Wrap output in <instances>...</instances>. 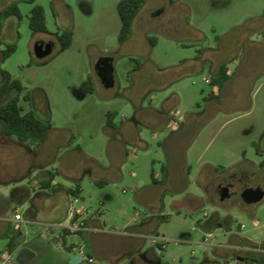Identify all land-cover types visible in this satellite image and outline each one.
Wrapping results in <instances>:
<instances>
[{
    "label": "rangeland",
    "instance_id": "rangeland-1",
    "mask_svg": "<svg viewBox=\"0 0 264 264\" xmlns=\"http://www.w3.org/2000/svg\"><path fill=\"white\" fill-rule=\"evenodd\" d=\"M12 1L0 0V13ZM16 1L21 18L0 15V55L6 43L17 44L0 59V80L1 68L22 80V94H31L30 100L21 97L23 107L52 122L54 133L38 160L55 172L54 183L74 186L69 175L80 173L87 152L108 165L111 159L121 160L126 179L106 183L115 195L104 207L110 215L106 230L124 229L130 216L163 211L166 217L154 220L161 235L154 248L166 263L256 264L250 257L238 258L237 252L245 236L264 240V197L257 202L241 197L246 186L264 188V0H145L123 42L118 39L119 0ZM36 3L45 7L48 31H33L29 25ZM62 29L73 31L68 47L58 38ZM37 40L52 43L48 56L34 54ZM105 55L114 60V83L99 84L82 96L81 82L96 73L93 61ZM222 62L230 76L219 90L210 79ZM12 93L0 97V103ZM109 111L128 135L126 142H110ZM140 137L148 146L139 143ZM122 143L127 153L116 151ZM134 170L142 185L138 198L129 173ZM228 180L230 196L221 200L218 187ZM0 188L12 193L1 183ZM41 205L44 212L55 209L49 201ZM12 212L14 218L22 213ZM44 227L24 223L23 231L32 238ZM77 239V234L67 235L68 242ZM6 241L0 235V246ZM123 241L118 234L100 236L96 262L112 264L105 254L120 253ZM33 251H18L13 264L58 261L50 262L43 247ZM2 255L0 262L11 264L9 253Z\"/></svg>",
    "mask_w": 264,
    "mask_h": 264
},
{
    "label": "crops",
    "instance_id": "crops-1",
    "mask_svg": "<svg viewBox=\"0 0 264 264\" xmlns=\"http://www.w3.org/2000/svg\"><path fill=\"white\" fill-rule=\"evenodd\" d=\"M97 60L98 58L93 61L94 65ZM93 72L90 73L93 74L95 87H98L99 84L104 82L96 71V73ZM113 76L115 77L114 72ZM80 91L82 96L87 94V91L81 88ZM113 123V126L106 123L110 142L112 143L119 138L122 139V142L129 140L123 128L117 126L114 121ZM4 125V121L0 118V183L6 186L8 190L11 189L12 193L7 195L5 190L0 188V235H5L7 232L12 233L16 226L22 230V233L17 237V244L11 253L6 250L7 237L6 244L0 246L1 256H3L2 252L6 251L13 258L20 250L29 255V253H34L33 249L43 247L49 252L50 262L54 263V257H58L56 264H73L70 259L75 252L67 247L70 243L67 241L68 234L62 232L60 235L61 230L57 226L60 222H66L71 217L69 206L72 201L71 193H73L78 194L80 197L76 203L83 200L81 205L76 207L86 213L87 229L82 232V235L87 241L89 252L95 255L97 259L100 251V245L98 244L100 236L111 233L121 235L125 241H123V249L117 255L105 254L108 262L112 264L116 262L117 264L120 262L122 264H168L154 248L161 237L154 227V220L157 215L165 218L166 214H162L163 211L157 214L147 213L145 215L138 213L139 215L128 217L124 223V229L120 231L106 230V227L109 226L110 215L105 212L104 207L109 204V200H113L115 197L112 188L107 187L106 183L109 180L123 181L126 179L125 163H121V160L114 162L111 159V164L108 165L103 163L97 154L87 152L88 158L82 162L83 168L80 173L69 175L75 182L74 186L71 187L60 182L54 183V172L47 170V162L41 163L38 160L44 145H47L48 137L54 133V127L52 126L43 141L36 143L30 139H20L15 133H6ZM195 140L190 143L188 150L193 146ZM69 141L70 138L68 143ZM139 143L148 146V142L142 137L139 138ZM119 149L121 152L125 151L127 153V148L124 145L120 148L117 147L116 151ZM80 150H83V148H80ZM164 166L163 164L162 167ZM113 167H115V171L112 169ZM188 167L189 164L187 163L185 168ZM38 168L40 169L38 170ZM152 172L153 180L156 182L155 169ZM129 173L134 176L131 186L136 191L135 196L138 198L137 192L142 188L139 179H137L138 173L135 170ZM39 175L41 180L36 178ZM27 178L28 181L26 182ZM65 191H67V194ZM58 192L62 196L57 199ZM43 201H49L52 208L55 209H52L51 212L42 211L41 204ZM59 204L60 206H58ZM23 208H26L25 212H23ZM56 208H59L60 211L57 212ZM12 210L21 211L23 219H15ZM24 223H39L44 224L45 227L37 228L32 238H29L26 232L23 231ZM206 227L210 228L207 225ZM144 236H148L149 239L143 241ZM245 238L259 242L249 236H245ZM237 253H240V251ZM237 257L241 258L239 255ZM159 258H161V261H158ZM87 263L82 260L75 264ZM95 264L99 263L95 262Z\"/></svg>",
    "mask_w": 264,
    "mask_h": 264
},
{
    "label": "trees",
    "instance_id": "trees-1",
    "mask_svg": "<svg viewBox=\"0 0 264 264\" xmlns=\"http://www.w3.org/2000/svg\"><path fill=\"white\" fill-rule=\"evenodd\" d=\"M32 1V0H31ZM145 3V0H119L117 7L121 18V27L118 34L120 42L127 40L132 32L133 21L140 11L141 7ZM10 14L22 17L21 9L18 5V1L10 2L6 7L1 9L0 15L6 17ZM29 25L33 31H48L46 11L45 7L41 3H36L31 8V14L29 18ZM58 38L61 41L62 47H68L73 39V31L70 29H62L58 33ZM264 38V30H263ZM152 44H155L156 39L150 38ZM4 43L1 37V25H0V44ZM16 42H8L5 47L1 49L0 59L3 61L9 57L16 49ZM229 67L226 62H222L215 75L210 81L218 84L220 90L225 81L230 76ZM80 88L84 91H93L95 89V81L92 73H89L87 77L81 82ZM26 85L17 77L5 69L1 68V80H0V97H4L10 94L3 102L0 103V118L4 121L5 131L8 134L15 133L20 139H30L32 142L39 143L44 140L53 124L49 119H45L39 116L35 109L30 107L25 109L21 104V97L30 100L31 94L26 91ZM113 112L107 113V125L113 126ZM264 164V162H262ZM55 173V172H54ZM153 174V172H152ZM54 175V174H53ZM15 228V227H14ZM22 233L20 228H15L12 233L7 232L5 234L8 237L7 250L11 253L17 244V237ZM245 245L251 247L264 248V241L257 243L251 240H245ZM72 249L71 245L67 246ZM239 256L246 255L243 258H252L256 261V264H264V252L257 249L242 248ZM242 257V256H241Z\"/></svg>",
    "mask_w": 264,
    "mask_h": 264
},
{
    "label": "water",
    "instance_id": "water-1",
    "mask_svg": "<svg viewBox=\"0 0 264 264\" xmlns=\"http://www.w3.org/2000/svg\"><path fill=\"white\" fill-rule=\"evenodd\" d=\"M52 48H53V46H52L51 42L45 41V40H37L34 43L33 51L37 57L43 58V57L48 56L51 53ZM95 68L98 70L99 75L101 77H103V76H102V73L100 72V70L103 68H106V70H108L109 74H107L105 76L106 77L105 84L110 86L114 83V76H113L114 66H113L112 56H106L105 55V56L99 57L95 63ZM219 191H220V199L224 200L225 198L230 196V185L229 184L221 185ZM241 197L243 200H245L247 202H257L264 197V188L260 185L246 186L241 191ZM82 258H83L82 253L77 252L70 259V262L75 264V263L82 261ZM241 258H243V257H241Z\"/></svg>",
    "mask_w": 264,
    "mask_h": 264
},
{
    "label": "built area",
    "instance_id": "built-area-1",
    "mask_svg": "<svg viewBox=\"0 0 264 264\" xmlns=\"http://www.w3.org/2000/svg\"><path fill=\"white\" fill-rule=\"evenodd\" d=\"M209 80V79H207ZM80 197L78 194H74L73 199L70 203L69 206V212H70V219L66 222H60L57 224L59 229L61 230L60 235L62 232H66V234H77L79 239L71 241L69 245L72 246V250H74L75 253L81 252L83 255L82 260H86L88 263H94L96 262V257L95 255L91 254L88 249L87 241L82 235V232L87 229L86 225V213L80 209L76 208L75 203L79 201ZM15 219H23V215L20 212H17L15 214ZM242 248L246 249H257V250H262L263 248H254L251 246H242ZM9 262L12 264V258L11 255L9 257ZM5 261L0 262V264H4Z\"/></svg>",
    "mask_w": 264,
    "mask_h": 264
},
{
    "label": "flooded vegetation",
    "instance_id": "flooded-vegetation-1",
    "mask_svg": "<svg viewBox=\"0 0 264 264\" xmlns=\"http://www.w3.org/2000/svg\"><path fill=\"white\" fill-rule=\"evenodd\" d=\"M106 56H110V55H106ZM95 70H96L97 74L99 75L98 70H97L96 68H95ZM100 72L102 73V76H103V77H101L100 75H99V76L102 78L103 82L105 83V81H106V77H105V76H106L107 74H109V73H108V70H106V68H103V69L100 70ZM108 76H109V75H108ZM223 184H229V185H231V182L228 180V181H225L224 183H220V185H219L218 188L220 189L221 185H223Z\"/></svg>",
    "mask_w": 264,
    "mask_h": 264
}]
</instances>
